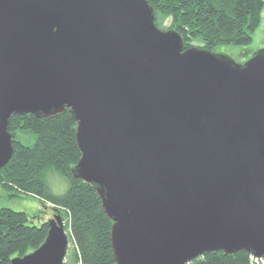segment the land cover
I'll return each instance as SVG.
<instances>
[{
    "label": "water",
    "instance_id": "95a60500",
    "mask_svg": "<svg viewBox=\"0 0 264 264\" xmlns=\"http://www.w3.org/2000/svg\"><path fill=\"white\" fill-rule=\"evenodd\" d=\"M67 110L72 173L113 221L116 264L264 258V50L240 64L185 49L147 0H0V171L14 116ZM55 212L45 242L9 264H64Z\"/></svg>",
    "mask_w": 264,
    "mask_h": 264
},
{
    "label": "trees",
    "instance_id": "16d2710c",
    "mask_svg": "<svg viewBox=\"0 0 264 264\" xmlns=\"http://www.w3.org/2000/svg\"><path fill=\"white\" fill-rule=\"evenodd\" d=\"M147 1L155 9L156 24L158 16L170 20L169 29L182 35L185 49L194 47L195 43L210 51L222 45H250L264 9V0ZM76 128L68 110L49 118L14 116L9 124L14 154L0 171V185L50 203V210L56 214L58 209L63 219L67 215L79 252L78 263L116 264L112 248L113 221L106 215L94 186L72 173L82 155ZM54 174L68 183L62 194L54 193L50 187ZM44 214L42 211L29 215L0 208L1 264L25 256L45 242L49 225L38 222ZM190 264H250V254L211 252Z\"/></svg>",
    "mask_w": 264,
    "mask_h": 264
},
{
    "label": "rangeland",
    "instance_id": "374dc122",
    "mask_svg": "<svg viewBox=\"0 0 264 264\" xmlns=\"http://www.w3.org/2000/svg\"><path fill=\"white\" fill-rule=\"evenodd\" d=\"M157 24H158L157 26H159L161 30H173V29H169L170 20L165 21L161 16H158ZM193 44L194 47L200 46L201 48L202 46L201 44H195V43ZM261 50H264V9L262 12L261 23L256 33L254 34L253 41L250 45L248 46L222 45L219 46L213 52L228 55L231 58H233L237 63L243 64L249 58H251L253 54ZM50 187L54 193L62 194L67 190L68 183L60 176L54 174L53 176H51L50 179ZM50 205H51L50 203H47L45 201L43 202L39 198L25 195L19 193L17 190L5 188L0 185V208H10L16 212H25L28 213L29 215H36L44 211L46 212V214L42 215L43 218L41 221H38L40 223H43V221L47 222L49 220V217H51V215L53 214V212L49 208L51 207ZM64 224H65L66 233L69 238L66 261L68 264H78L79 252L71 236L69 217L65 214H64Z\"/></svg>",
    "mask_w": 264,
    "mask_h": 264
},
{
    "label": "built area",
    "instance_id": "2783aa9c",
    "mask_svg": "<svg viewBox=\"0 0 264 264\" xmlns=\"http://www.w3.org/2000/svg\"><path fill=\"white\" fill-rule=\"evenodd\" d=\"M64 264H68L66 259H65ZM78 264H83V263L79 262ZM250 264H264V258H257V257L250 256Z\"/></svg>",
    "mask_w": 264,
    "mask_h": 264
},
{
    "label": "flooded vegetation",
    "instance_id": "af4514ba",
    "mask_svg": "<svg viewBox=\"0 0 264 264\" xmlns=\"http://www.w3.org/2000/svg\"><path fill=\"white\" fill-rule=\"evenodd\" d=\"M54 216H55V214L53 213V214L51 215V217H49V220L53 219ZM49 220H48V221H49ZM48 221H47V222H48Z\"/></svg>",
    "mask_w": 264,
    "mask_h": 264
}]
</instances>
